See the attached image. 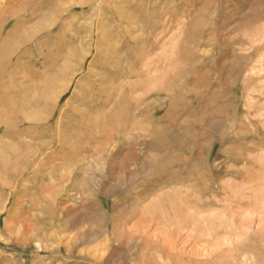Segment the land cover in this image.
I'll return each mask as SVG.
<instances>
[{"label": "rangeland", "instance_id": "1", "mask_svg": "<svg viewBox=\"0 0 264 264\" xmlns=\"http://www.w3.org/2000/svg\"><path fill=\"white\" fill-rule=\"evenodd\" d=\"M3 22L0 264H264V0Z\"/></svg>", "mask_w": 264, "mask_h": 264}, {"label": "bare ground", "instance_id": "2", "mask_svg": "<svg viewBox=\"0 0 264 264\" xmlns=\"http://www.w3.org/2000/svg\"><path fill=\"white\" fill-rule=\"evenodd\" d=\"M6 25H8L7 22H3L0 30L2 31ZM7 33H8V32H6L5 35H6ZM29 51H30V50H29ZM29 51H27V50L25 51V50H24L23 53L21 54V55H22L21 57H24V56L28 55ZM37 58H38V57H37ZM84 61H86V60H85V57H84V58L81 57L80 62H84ZM22 67H23V66H22ZM4 79H5V78H4ZM4 79L1 78L0 81H1V82H4V83H6V82H13V79L10 78V77H9L7 80H4ZM10 84H11V83H10ZM15 86H18V84L15 85ZM19 86H20V85H19ZM19 86H18V87H19ZM20 87H21V86H20ZM167 90H169V89H167ZM13 111L15 112L16 109H13ZM16 112H17V111H16ZM8 114H9V113H8ZM1 115H2V114H1ZM169 259H170V257H169ZM142 262H143V261H142ZM253 264H254V263H253Z\"/></svg>", "mask_w": 264, "mask_h": 264}]
</instances>
